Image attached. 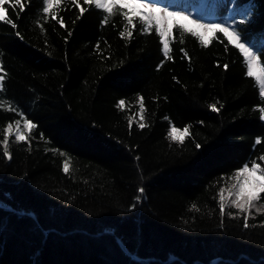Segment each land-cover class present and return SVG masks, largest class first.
Instances as JSON below:
<instances>
[{"label":"trees","instance_id":"1","mask_svg":"<svg viewBox=\"0 0 264 264\" xmlns=\"http://www.w3.org/2000/svg\"><path fill=\"white\" fill-rule=\"evenodd\" d=\"M190 1L227 6L264 64V0ZM22 2L5 5L16 28L0 22V130L25 117L36 128L9 137L11 159L0 143V264H264V211L246 229L219 208L236 170L264 167V97L243 54L220 32L205 47L174 27L167 59L138 17L105 24L102 9L65 0L53 19L42 0ZM171 126L189 128L183 144Z\"/></svg>","mask_w":264,"mask_h":264},{"label":"snow or ice","instance_id":"2","mask_svg":"<svg viewBox=\"0 0 264 264\" xmlns=\"http://www.w3.org/2000/svg\"><path fill=\"white\" fill-rule=\"evenodd\" d=\"M70 2L72 5L79 6V0H70ZM64 3L65 0H42V11L45 15H50L54 19L56 17L54 9L60 8V6ZM84 3L90 6L95 5L96 8L102 9L105 13H107L103 21L105 24L108 23L111 16L118 14L126 20L125 27L131 25L132 28L135 29L136 25L133 23V20L137 17L139 18V23L143 26L139 29L140 31L151 32L154 27L155 32L159 36L160 42L163 45V55L167 59H171V56L169 55L172 51L170 43L176 39L173 37L172 30L174 27L177 29L178 33L191 34V36L198 38L201 45L205 47L211 43L217 32L222 33L228 43L234 45L243 54L247 66V76L255 77L260 85V95L264 97V64L261 63L257 52L254 51L248 44L242 42L241 33L235 30H230L223 24H205L199 20H191L183 13L170 12L167 8H161L155 3L148 2V0H84ZM5 5H12L13 7L18 5L19 11H24L25 4L22 0H0V22H6L13 28H16L17 25L7 16L8 8ZM123 9H127V11H122ZM85 10L86 9L84 7H79L81 15L85 12ZM58 22L61 26L64 25L62 17ZM132 34V30H128L127 32L122 31L120 33L122 37L125 35L131 37ZM17 35H19V32H17ZM179 42L183 43V40H180ZM97 47L99 48V45H97ZM181 51L184 50L181 49ZM185 56H187V53H185ZM224 67L227 68V65H224ZM3 71L4 69L0 67V73ZM4 81L5 75H0V91L4 90ZM2 106V103H0V107ZM124 106L125 101L120 100L117 107L123 110ZM210 107L212 111H219L216 104H213ZM15 110L16 109L12 106L8 107V111ZM145 111L146 109L144 107L143 97H139V112L141 120L144 119ZM260 111L264 112V108ZM21 116H23L22 113ZM261 118L264 119V116ZM133 120L134 117H128L130 125ZM20 123V120L15 121L17 126L20 125ZM23 124L27 133H30L36 128V125L26 117L23 119ZM146 126V123L138 124V127L141 129ZM0 131L3 132V140L0 141V143L3 144V155L8 159H11L12 157L9 152V137L13 135V124L9 122L7 126ZM188 134V127L181 130L172 126L168 132L169 138L180 144L184 143L185 137ZM27 138V134L21 132L17 127L15 130V142L26 141ZM41 138L43 139V137ZM255 143L260 144L261 141L257 139ZM197 147H200V145L197 144ZM59 154L61 156L66 155L63 152H60ZM258 159L264 162V155H261ZM249 163L251 166H249ZM249 163H245L241 168L236 170L229 178L232 182L228 185V187L220 188L218 193L220 215L222 217L225 215H233L231 212H225L226 207L238 209L239 214L243 215V227L246 229L250 227L248 217L251 215V210L255 209L257 213L264 211V204H261L260 207L256 206V201L261 199L260 193H264V167H262L261 163H258L256 160L250 161ZM63 171L65 174L70 173V158L64 160ZM139 191L142 193L144 190L141 188ZM229 197H234L231 199L230 203L228 202ZM137 199H139V197H137ZM195 207L196 206L193 205V208Z\"/></svg>","mask_w":264,"mask_h":264},{"label":"rangeland","instance_id":"3","mask_svg":"<svg viewBox=\"0 0 264 264\" xmlns=\"http://www.w3.org/2000/svg\"><path fill=\"white\" fill-rule=\"evenodd\" d=\"M150 3H155L161 8H167L170 12L183 13L188 16L191 20H199L205 24H223L230 30V9L227 6L212 9V7L206 8L201 2H191L190 0H148ZM205 7V8H204ZM210 15H216L215 18ZM261 90V89H260ZM264 108V106H263ZM264 114V112H263ZM20 125L13 124V134L17 127L21 132H25L23 119H20ZM172 127V126H171ZM170 127V128H171Z\"/></svg>","mask_w":264,"mask_h":264}]
</instances>
